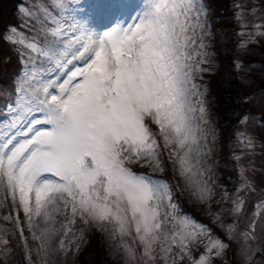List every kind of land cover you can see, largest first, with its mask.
I'll use <instances>...</instances> for the list:
<instances>
[{"label": "snow or ice", "instance_id": "obj_1", "mask_svg": "<svg viewBox=\"0 0 264 264\" xmlns=\"http://www.w3.org/2000/svg\"><path fill=\"white\" fill-rule=\"evenodd\" d=\"M89 7L33 0L22 28L0 32L20 65L0 78V257L58 264L95 229L123 264H215L229 249L228 264H264V191L241 226L256 188L240 155L234 193L216 184L204 0Z\"/></svg>", "mask_w": 264, "mask_h": 264}, {"label": "rangeland", "instance_id": "obj_2", "mask_svg": "<svg viewBox=\"0 0 264 264\" xmlns=\"http://www.w3.org/2000/svg\"><path fill=\"white\" fill-rule=\"evenodd\" d=\"M36 2L39 3V0ZM93 3L95 0H77V7L83 10L80 15L89 13L91 11L89 6ZM204 3L206 4V0ZM235 3L237 6L243 5L245 11L241 14L238 9L234 25L228 23V18L212 15L208 9L209 30L212 33L208 40L210 63L204 65L208 71L201 73L202 78L197 82L207 89L205 102L211 124L215 129L216 139L212 160L215 164L217 187L220 190H228L232 194L241 184L239 167L234 155L241 156L240 164L248 169L247 175L254 179L256 191L247 194V213L241 221V226H243L253 211V205L264 191V127L260 123L264 115V103H262L264 101V35H260V32L264 31V28L258 27L264 25V16H262L264 4L257 0H235ZM32 4L33 0H0V32L13 26L22 28L24 17L21 8ZM107 22L106 18L97 17L96 19L97 26L102 27ZM229 53L231 54L230 61L227 58ZM237 63L241 67L238 68ZM19 67L15 51L8 44L0 43V78H3V82L7 83L6 78L10 77ZM216 88L225 92L223 95L225 104L223 103L222 106L228 111L230 117L227 124L220 122L221 109L219 100L214 94ZM252 96H255V100L248 99ZM241 100L244 102L243 106L240 105ZM245 116L248 117V121L242 123ZM240 133L252 137L255 144L254 149L250 150L241 144ZM183 206L201 222L211 224L210 218L199 208L193 207L190 201H183ZM231 219L232 217H228L229 222ZM3 223L0 221V224ZM97 233L108 260L117 258V264H123L122 257L111 246L112 242L100 232L97 231ZM9 238L15 246L16 237L9 235ZM96 239L95 233L85 230L83 239L78 241L79 252L67 258L61 257L58 264H85L83 260L92 252ZM85 248H88V251ZM85 250L87 255L84 254ZM234 259L236 258L229 249L227 255L218 258L215 264H228ZM0 264H18V256L13 255L8 261L0 257Z\"/></svg>", "mask_w": 264, "mask_h": 264}, {"label": "trees", "instance_id": "obj_3", "mask_svg": "<svg viewBox=\"0 0 264 264\" xmlns=\"http://www.w3.org/2000/svg\"><path fill=\"white\" fill-rule=\"evenodd\" d=\"M257 2L264 4V0H257ZM206 5L212 15L222 18H228V23L234 25V21L237 18V11H238L235 0H206ZM260 50L262 51L263 49L260 47ZM230 57L231 54L229 53L227 55L228 61H230ZM214 94L217 96L219 100V105L221 109V111L219 112L220 122L223 124L224 123L227 124L230 121V117L228 116V111L222 106L223 103L225 104L223 99V95L225 94V92L223 90L216 88L214 90ZM240 105L242 106L244 105L243 100H241ZM91 233H95L97 239L95 240V244H94V248H92V252L89 254L87 258H85V260H83L84 263L85 264H117V258L108 260V257L106 256L105 248L103 247L101 241L97 237L98 235L97 231L95 229H91ZM86 250L88 251V248ZM86 250H85L86 253L84 252L85 255H87ZM85 255L83 256V259Z\"/></svg>", "mask_w": 264, "mask_h": 264}]
</instances>
